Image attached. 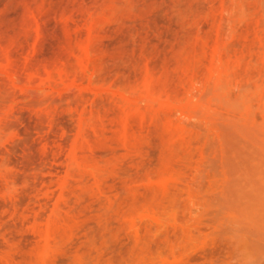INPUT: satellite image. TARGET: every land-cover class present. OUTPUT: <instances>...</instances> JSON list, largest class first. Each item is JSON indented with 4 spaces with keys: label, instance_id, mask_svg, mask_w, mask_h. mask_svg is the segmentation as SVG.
Returning <instances> with one entry per match:
<instances>
[{
    "label": "rangeland",
    "instance_id": "obj_1",
    "mask_svg": "<svg viewBox=\"0 0 264 264\" xmlns=\"http://www.w3.org/2000/svg\"><path fill=\"white\" fill-rule=\"evenodd\" d=\"M0 264H264V0H0Z\"/></svg>",
    "mask_w": 264,
    "mask_h": 264
}]
</instances>
